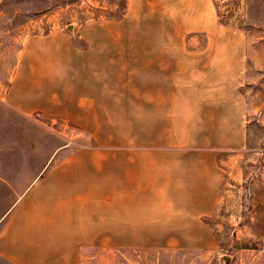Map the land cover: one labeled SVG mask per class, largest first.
Here are the masks:
<instances>
[{"label": "crops", "instance_id": "obj_1", "mask_svg": "<svg viewBox=\"0 0 264 264\" xmlns=\"http://www.w3.org/2000/svg\"><path fill=\"white\" fill-rule=\"evenodd\" d=\"M223 19L217 0H127L120 18L72 31L62 19L50 31L37 22L42 32L0 73V100L68 122L91 144L49 165L19 199L0 258L82 264L92 249L218 248L211 223L254 107L253 42Z\"/></svg>", "mask_w": 264, "mask_h": 264}, {"label": "rangeland", "instance_id": "obj_2", "mask_svg": "<svg viewBox=\"0 0 264 264\" xmlns=\"http://www.w3.org/2000/svg\"><path fill=\"white\" fill-rule=\"evenodd\" d=\"M226 24L247 32L253 42L249 93L248 147L231 153L218 212L212 220L219 246L211 251L94 250L82 264H264V0H217ZM127 0H0V73L8 74L27 36L40 34L37 22L63 25L92 18H120ZM119 139L92 137V145ZM90 139L68 122L26 116L0 100V230L28 188L53 165ZM67 146L66 152L60 150ZM229 155H224V158ZM0 264H9L0 258Z\"/></svg>", "mask_w": 264, "mask_h": 264}, {"label": "water", "instance_id": "obj_3", "mask_svg": "<svg viewBox=\"0 0 264 264\" xmlns=\"http://www.w3.org/2000/svg\"><path fill=\"white\" fill-rule=\"evenodd\" d=\"M226 264H228V263H227V260H226Z\"/></svg>", "mask_w": 264, "mask_h": 264}]
</instances>
